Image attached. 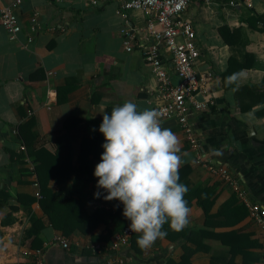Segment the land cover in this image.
Returning <instances> with one entry per match:
<instances>
[{
    "label": "crops",
    "instance_id": "obj_1",
    "mask_svg": "<svg viewBox=\"0 0 264 264\" xmlns=\"http://www.w3.org/2000/svg\"><path fill=\"white\" fill-rule=\"evenodd\" d=\"M228 1L190 0L183 13L217 80L214 103L189 119L207 161L264 207V1ZM117 7L19 0L16 39L0 25V264L37 255L42 264H99L127 224L121 264H259L257 226L233 189L194 162L176 121L130 126L155 104L140 54L151 40L141 12L125 21ZM125 25L130 52L118 33ZM219 29L237 42H223Z\"/></svg>",
    "mask_w": 264,
    "mask_h": 264
},
{
    "label": "built area",
    "instance_id": "obj_2",
    "mask_svg": "<svg viewBox=\"0 0 264 264\" xmlns=\"http://www.w3.org/2000/svg\"><path fill=\"white\" fill-rule=\"evenodd\" d=\"M189 1L118 0L116 12L125 21L127 12L130 10L139 11L145 16L144 30L151 40L147 45L141 46L140 54L154 80L151 98L155 104L152 109L130 121V126L139 128L165 119L176 121L184 141L194 151V162L210 174L219 177L233 189L237 201L245 208L249 219L257 226L261 249L259 264H264V207L250 200L237 188V183L228 168L222 164L214 165L207 161L189 119L192 112L206 111L214 103L212 87L217 81L212 71L204 67L202 53L196 43V33L191 22L183 17ZM18 2L19 0H10L4 4L0 1V25L9 40L16 39L19 29L15 14ZM236 3L232 0L228 1V4L232 6ZM36 18L37 12L34 11L27 26L31 32L38 28ZM129 29L125 25L118 32L121 46L126 52L132 49L133 33ZM165 52L167 54H164ZM49 95L47 92V96ZM260 108L263 111L264 122V96ZM118 141L120 144H125L122 139ZM19 149H24V146L19 145ZM135 177L138 178L139 175L136 174ZM132 233L133 227L128 224L114 233L108 246L111 251L109 253L114 254L99 264H121L122 260L115 251L128 243ZM58 242L61 247L67 246L63 238L58 239ZM38 252L39 250L35 251L36 254ZM34 264H42L38 255L35 257Z\"/></svg>",
    "mask_w": 264,
    "mask_h": 264
},
{
    "label": "trees",
    "instance_id": "obj_3",
    "mask_svg": "<svg viewBox=\"0 0 264 264\" xmlns=\"http://www.w3.org/2000/svg\"><path fill=\"white\" fill-rule=\"evenodd\" d=\"M258 19H259V21H261L262 22V24L264 23V17L263 16H260V17H258ZM250 21H252V20H250ZM224 28V27H223ZM219 35H220V37L222 38V40H223V42H225L226 44H235L234 42H237L236 41V37L235 36H233L232 34H225L226 32H228L227 30H226V32H223V30L222 29H219ZM244 65H249V63H244ZM241 66V65H240ZM260 85L261 86H263L264 87V74H263V76H262V78H261V81H260ZM263 96H264V92H262L261 93V95H260V97H259V100L260 101H262V99H263ZM21 129V128H20ZM19 131H21V130H19ZM142 152V151H141ZM142 156V154H140V157ZM144 157V155L141 157L142 159H145V157ZM241 207H243L242 205H240Z\"/></svg>",
    "mask_w": 264,
    "mask_h": 264
}]
</instances>
